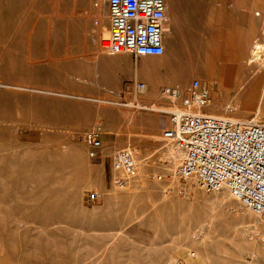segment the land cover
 Instances as JSON below:
<instances>
[{"label": "rangeland", "instance_id": "obj_1", "mask_svg": "<svg viewBox=\"0 0 264 264\" xmlns=\"http://www.w3.org/2000/svg\"><path fill=\"white\" fill-rule=\"evenodd\" d=\"M166 1L165 53L135 56L104 50L101 0H0V264H188L186 249L195 264H264V217L187 188L180 160L166 167L170 114L156 110L180 105L164 87L187 95L199 80L210 90L204 111L212 103L264 123V0ZM248 5L262 37L247 45ZM103 60L116 62L111 79L99 76ZM97 127L103 147L91 157L86 135ZM123 148L139 171L118 188Z\"/></svg>", "mask_w": 264, "mask_h": 264}, {"label": "built area", "instance_id": "obj_2", "mask_svg": "<svg viewBox=\"0 0 264 264\" xmlns=\"http://www.w3.org/2000/svg\"><path fill=\"white\" fill-rule=\"evenodd\" d=\"M110 18L108 43L104 50L135 56H161L165 52L168 22L166 0H101ZM144 87V84H140ZM163 96L180 105L168 110L170 127L164 138L173 141L184 153L176 175L196 179L206 192L228 187L235 198L259 217H264V123L207 113L210 92L199 80L192 82L191 92L166 86ZM88 153L98 156L103 147L99 127L86 135ZM113 182L125 188L138 175L139 164L130 148L120 149L113 158ZM99 199L97 192L87 196Z\"/></svg>", "mask_w": 264, "mask_h": 264}, {"label": "bare ground", "instance_id": "obj_3", "mask_svg": "<svg viewBox=\"0 0 264 264\" xmlns=\"http://www.w3.org/2000/svg\"><path fill=\"white\" fill-rule=\"evenodd\" d=\"M165 53V52H164ZM141 89L140 90H144L145 88L144 87H140ZM242 90V88H241V85H240V90H239V92ZM209 92H210V90H209ZM161 96H163L162 94H161ZM160 96V97H161ZM132 104H134V103H132ZM140 105V103H138L137 102V106H139ZM154 107H156V106H154ZM215 107L214 106H212V103H211V105H210V108H209V113H211V114H217V115H220V114H218L217 113V111H215ZM156 110H159V111H168V110H171V109H162V108H157ZM206 112V111H205ZM208 113V112H207ZM223 116V115H222ZM225 116V115H224ZM263 116V115H262ZM231 118H233V117H231ZM235 119H239V118H235ZM243 120H254V121H256V122H261L260 120H258L257 118H256V116H254L253 118H250V119H243ZM171 146V145H170ZM172 146H174V147H169V149H168V153L165 155V160H166V164H167V168L169 169V170H171V169H173V167L175 166V165H177V163L179 162V160H180V162L182 161V159H183V156H184V153H183V151L181 150V149H179V147L177 146V144H172ZM193 183H196V179L194 178V177H192V178H190V180L188 179V184L187 185H185L187 188L188 187H192L193 186ZM217 194L218 195H220L221 196V198L223 199V200H225V201H228L229 202V200H230V198L231 197H234V195L232 194V192H231V190L228 188V187H224V188H222V189H220L218 192H217ZM235 198V197H234ZM235 199H237V198H235ZM238 200V199H237ZM239 201V200H238ZM260 231H258L257 233H259ZM262 233V232H261ZM260 233V234H261ZM260 238V236L259 237H256V239H255V241H253L251 244L252 245H257V243H256V241H258V239ZM261 242V241H260ZM192 249V248H191ZM196 251V250H195ZM197 253V252H196ZM183 257L185 258V260H186V262L188 263V264H195V262L196 261H202V259H201V257L200 256H198V255H196L195 253H193L192 251H190V250H187L186 249V252L183 254ZM201 264V263H200Z\"/></svg>", "mask_w": 264, "mask_h": 264}, {"label": "crops", "instance_id": "obj_4", "mask_svg": "<svg viewBox=\"0 0 264 264\" xmlns=\"http://www.w3.org/2000/svg\"><path fill=\"white\" fill-rule=\"evenodd\" d=\"M248 3V2H247ZM246 9L243 11V25L249 32L247 36L245 37V42L248 44H251L253 41V38L255 37H262V20L259 13H256L254 9L250 5L245 7ZM224 14L222 16V19L224 20ZM226 15V14H225ZM229 15V14H228ZM229 19V16H228ZM229 27V23L227 24ZM224 22H222V35H221V42L224 44V42L229 43V36L224 33ZM107 61V60H103ZM97 68L99 67L101 73L99 76L107 77L108 79H111L113 75H115L116 70V62H97ZM102 70L104 72L102 73ZM103 74V75H102ZM98 75V73H97Z\"/></svg>", "mask_w": 264, "mask_h": 264}]
</instances>
